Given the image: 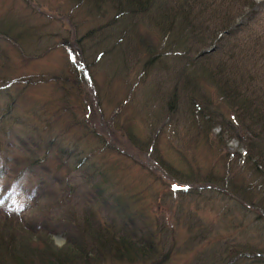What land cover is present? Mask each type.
Here are the masks:
<instances>
[{"label": "trees", "instance_id": "1", "mask_svg": "<svg viewBox=\"0 0 264 264\" xmlns=\"http://www.w3.org/2000/svg\"><path fill=\"white\" fill-rule=\"evenodd\" d=\"M77 1H87L91 11H95L98 16L107 12H115L117 17L121 18L124 15H147L153 21V26L164 36L168 32L172 34L173 28L177 30L179 35L175 40L169 41L171 44L169 49L179 51L178 55L185 61L178 74L179 83L173 86V94L167 101L166 115L169 118L176 113L180 114L185 107H190L191 111L188 110V114L191 119L193 117L192 121L196 128L201 130L195 143L201 142L204 149L211 148L209 132L220 124H223L224 128L213 136V142L217 137L222 142L221 137L227 132L225 129L229 131L235 128L234 125L238 122L241 132L243 130L251 132V129L256 127L247 121L260 124V128L251 133L253 140L239 136L241 140H247L243 142L244 153L238 151L233 155L228 153L226 163H212L204 170L196 159V153L191 157L185 154L188 159L185 155L176 160L173 157V160L165 157L163 153L169 151L170 145L164 143L163 147L164 141H161L159 136L162 127L157 130L158 134L154 133L159 137L160 144L157 143V146L153 147L152 143V149L150 145L147 146L146 143L133 138L135 136L133 132L124 134L123 140L119 137H113L112 141L105 138L90 123L89 113L77 115L75 111H70L66 95L68 97L78 95L74 89L78 91L82 89L78 82L80 78H74L76 80L71 78L67 69L64 72L66 74L55 73L49 77V74L46 76L30 72L16 74L10 66L8 69L12 73H8L7 64L0 62V70L4 72H0V97L6 92L10 94L6 103L0 105V193L8 192L6 194L8 196L22 193L26 200L33 202L30 209L25 211L20 207L0 202V264L168 263L172 249L164 248L154 238L150 229L151 220L155 221L154 217L136 209L133 206L134 202L126 200L123 195L110 191L113 184L117 185L109 179L110 168L108 170L101 165L103 171L100 165L88 158L79 162L80 158L74 154L78 149L77 143H74L77 136L69 137L72 133L94 138H100L102 135L105 143L101 141V144L108 153L116 150L135 161L132 153L138 148L131 146V143L150 151L151 155L155 149L153 154L155 157L147 158L143 163L151 171L160 170L159 178H163L164 172L177 174L178 169L185 170L190 180L185 179L189 182L182 184V187L192 185L197 189L217 188L226 191L225 195L229 198L241 195L246 200L238 199V202L264 218V90H259L253 81L259 77V60L247 66L246 61L252 60L253 53L252 56L248 51L240 54L237 50L235 34L239 31V26L233 22L238 12L245 6L254 7V2L249 4L246 0ZM189 31L194 33L190 36ZM7 38H9L7 32L0 29V40L6 42ZM247 39L261 40L255 44L262 50L260 59L263 61L264 30L251 31ZM10 40L19 48L14 39ZM63 42L68 44L67 41ZM207 44L217 49L221 48L223 56L220 66L211 67L214 63L208 58L214 49L203 52L207 49ZM152 47H146L152 49L149 60L161 56L156 47L155 49ZM72 51L76 53L74 49ZM18 54H22V58L28 61L33 57L24 56L20 49ZM79 57L74 58L76 69L83 70L86 78L90 79L88 74L91 64L89 65L83 57ZM226 57L232 61L230 77L223 71L225 63H228L225 61ZM41 84L51 85V93L57 91L61 95L56 98L52 95L53 99L55 98L53 101H36L21 112L20 104L24 103L25 106L24 98L27 97V91L31 87H40ZM257 98L260 104L254 102ZM217 101L235 107L238 118L231 120L225 116L217 107ZM206 105L210 106L207 109L209 113L203 111ZM74 110L79 111L76 108ZM78 117L82 118L81 122L77 121ZM158 124L159 122L157 126ZM221 142L215 144L213 150L222 151V147L219 146ZM123 143L128 144L131 152L123 149L125 147V145L122 147ZM61 169L68 174L74 171L86 175L81 184L84 190H81L78 184L73 185L69 178L61 180L56 175ZM113 170L115 171L114 168ZM23 173L26 174L24 180H17ZM4 176H8V179L2 180ZM53 180L57 187H51ZM177 180L170 178L168 181L174 182L169 183V187L172 188ZM255 180L259 181L260 185H253ZM166 182L165 180L163 183L166 185ZM255 187L257 192L252 194ZM76 196L79 200L75 198ZM257 214L256 219H259ZM116 229L118 231H115ZM60 231L66 236V241L63 246L57 247L53 244L51 235ZM39 236H43V242H38L40 244L36 241ZM260 248L251 251L253 260L258 262L264 261V246ZM237 252L241 253L240 250ZM234 256L229 255V258L232 259Z\"/></svg>", "mask_w": 264, "mask_h": 264}, {"label": "rangeland", "instance_id": "2", "mask_svg": "<svg viewBox=\"0 0 264 264\" xmlns=\"http://www.w3.org/2000/svg\"><path fill=\"white\" fill-rule=\"evenodd\" d=\"M246 1H249L247 2L249 4L254 2V7L245 6L233 20L239 26V31L235 34L237 50L240 54L247 51L250 55L253 53L252 60L246 61L247 66L259 60V77L253 81L259 90H264V60L260 59L262 50L255 44L261 40L247 39L251 31L264 30V0ZM86 2L0 0V29L7 32L9 37L6 42L0 40V62L7 64V69L10 66L16 74L30 72L46 76L49 74V77L55 73H64L67 69L71 78H80L78 82L82 91L75 88L74 91L78 95L73 94L75 96L71 97L66 95L69 109L75 111L77 115L89 113L90 123L97 132L102 133L110 141L114 140L113 137L123 140L124 134L133 132L135 134L133 138L136 140L146 143L147 146L150 145V148L152 143L153 147H156L160 142L159 137L154 133L158 134L157 130L162 127L159 136L160 140L164 141L163 147H165L164 143L170 145L169 151L163 153L165 157L176 160L185 154L191 157L196 153V159L204 170H207L212 163H226L228 153L233 155L237 151L245 152L243 142L247 140H241L239 136L253 140L251 133L260 128V124L258 126L254 121H247L256 126L251 132L247 130L241 132L239 122L229 131L226 128L227 132L221 137L222 142L218 137L213 142V136L224 128L223 124L216 126L209 132L211 148L204 149L202 146L204 144L195 143L200 129L196 128L192 121L193 117L191 119L188 114V110L191 111L190 107H185L180 114L167 117V101L173 94V86L179 83L178 74L185 61L178 55L179 51L169 49L171 46L169 41L175 40L179 35L177 30L173 28L172 34L168 32L164 36L153 26L151 18L143 14L124 15L121 18L117 17L115 12H107L98 16L95 11H91ZM192 33L194 32L189 31L188 34L191 36ZM10 39H14L19 48ZM63 41H67L68 44ZM147 46H154L153 49L156 47V51L161 56L149 60L152 49L146 48ZM206 47L207 49L204 50L214 49L208 58L214 63L211 67L220 66L223 56L221 48H214L211 44H207ZM19 49L24 56L33 57L29 61L24 60L23 55L18 54ZM76 54L91 64L88 74L90 79L86 78L83 70L76 69L74 58H80ZM225 61L228 63H225L223 71L227 77H230L232 61L227 57ZM0 72L4 73L1 70ZM8 73L12 71L8 69ZM41 85L31 87L27 91V97L24 98L25 106L24 103L20 104L21 112L36 101H53L61 95L57 91L51 93V85ZM9 95L6 92L0 97V105L6 103ZM254 102L260 104L258 98ZM216 105L229 119L238 118L235 107L232 108L223 101H217ZM209 108L210 106L206 105L203 111L209 113L207 110ZM77 121L81 122L82 118L78 117ZM77 128L83 132L79 127ZM73 135L77 136L74 143H77L78 149L74 154L80 158L79 162L88 158L100 165L103 171L101 165L108 170L110 168L109 179L117 183V185L113 184L110 191L123 195L126 200L134 202L133 206L136 209L154 217L155 221L149 218L154 238L164 248L172 249L167 264H264V261L253 260V252H251L264 246V218L238 202V199L246 200L243 196L235 195V198H229L225 195L226 191L217 188L197 189L192 185L187 188L182 187V184L189 182L187 180H190V177H187L185 170L181 171V169H178L177 174L163 171L165 173L162 174L163 178H159L160 170L151 171L143 163L147 158L155 157L153 156L155 149L152 150L151 155L150 151L131 143V146L138 148L132 153L135 161L116 150L108 153L101 144L105 143L102 135L101 139L81 136L82 134L77 133H72L69 137ZM220 142L222 144L219 146L223 150H213L215 144ZM122 147L131 152L128 144L123 143ZM186 158L188 159L187 156ZM94 165L99 169L96 164ZM171 170L173 171L174 168ZM67 174V171L61 169L56 175L61 180L69 178L73 185L78 184L80 189L84 190L81 184L86 175L74 171L68 176ZM25 175L23 173L17 180H24ZM165 176L168 180L178 179L171 186L172 188L169 187V183L174 181H168ZM7 179L8 176L2 178V180ZM165 180L166 185L163 183ZM51 183V187H57L54 180ZM253 183L260 185L256 180ZM256 192L255 187L252 194ZM7 193L0 195V202L20 207L24 211L30 209L33 204L26 200L22 193L9 196L6 195ZM60 194L61 192L58 195ZM75 198L79 200L77 196ZM256 214L259 219H256ZM117 228L120 230V226ZM53 234L54 236L51 235L53 244L57 247L63 246L66 236L61 231ZM36 241L43 242V236L37 237ZM236 253L238 254L234 256ZM229 255L234 257L230 259Z\"/></svg>", "mask_w": 264, "mask_h": 264}, {"label": "bare ground", "instance_id": "3", "mask_svg": "<svg viewBox=\"0 0 264 264\" xmlns=\"http://www.w3.org/2000/svg\"><path fill=\"white\" fill-rule=\"evenodd\" d=\"M207 51H209V50H203V52H207Z\"/></svg>", "mask_w": 264, "mask_h": 264}, {"label": "snow or ice", "instance_id": "4", "mask_svg": "<svg viewBox=\"0 0 264 264\" xmlns=\"http://www.w3.org/2000/svg\"><path fill=\"white\" fill-rule=\"evenodd\" d=\"M175 187V186H174Z\"/></svg>", "mask_w": 264, "mask_h": 264}]
</instances>
